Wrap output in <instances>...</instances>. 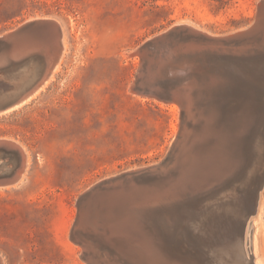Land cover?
<instances>
[{
    "label": "rangeland",
    "instance_id": "obj_1",
    "mask_svg": "<svg viewBox=\"0 0 264 264\" xmlns=\"http://www.w3.org/2000/svg\"><path fill=\"white\" fill-rule=\"evenodd\" d=\"M258 1L0 0V36L40 18L62 25L65 38L55 78L0 116V139L17 141L28 154L23 180L0 188L3 264H89L71 237L79 196L163 161L180 129L178 104L130 91L141 64L132 54L177 24L212 35L243 29ZM250 223L247 250L252 246L254 263L264 264V191Z\"/></svg>",
    "mask_w": 264,
    "mask_h": 264
},
{
    "label": "water",
    "instance_id": "obj_2",
    "mask_svg": "<svg viewBox=\"0 0 264 264\" xmlns=\"http://www.w3.org/2000/svg\"><path fill=\"white\" fill-rule=\"evenodd\" d=\"M49 23L50 20L36 18L0 36V57L6 58L0 65V116L24 106L41 91V85L49 74H46L43 55L33 52L17 61L9 50L16 42L31 40L30 36L47 35L45 27L50 26ZM203 41L211 46L226 48V53L232 54L225 55V52L219 50L221 56L209 54L205 61L202 58L204 52H180V43L196 45ZM236 48L240 52L233 51ZM132 55L138 56L141 64L130 91L165 103L178 104L181 108L180 129L163 161L104 179L79 196L76 201L78 213L71 237L84 248L83 258L89 264H137L125 249H120L124 245L120 243L122 238L119 233H115V241L112 243L90 236L83 223L84 214L90 208V203L102 194L132 187L134 184L154 185L159 179L170 178L166 172L172 170L170 165L185 137V127L190 122L189 106L185 98L178 95L176 88L189 75L199 71L202 76V72H220L218 77L222 78L221 83L209 89L206 86L198 94L199 97L196 96L193 109L201 107L200 104L204 105L202 118L210 124V133L220 134L213 151H209V141L203 154L204 159H208L212 153L215 156H220L219 153L227 156L222 149L228 150L230 158L223 169L229 170L227 178L210 188V193L204 191V195H200L206 200L210 197L219 198L222 203L230 200L234 191H239L249 199L245 205V220H248L256 212L264 189V0L258 1L255 19L243 29L212 35L188 24H177L141 45ZM214 61L219 66L217 64L212 67ZM207 62L212 63V66ZM203 68L206 70L202 71ZM15 142L0 140V188L15 186L23 180L19 182L18 169L23 164L20 147H15ZM15 179L16 184L13 183ZM187 197L185 204L195 199L190 194ZM182 210L173 209L172 215L162 212L161 208L148 210L136 219L134 240L130 238L128 241H135L136 238L139 240L140 236L146 240L154 237L153 247H158L166 259L180 260L181 264H212L200 254L190 232L182 229L181 223L174 219L176 217L180 221L186 213L185 209ZM214 246L217 248L219 244Z\"/></svg>",
    "mask_w": 264,
    "mask_h": 264
},
{
    "label": "bare ground",
    "instance_id": "obj_3",
    "mask_svg": "<svg viewBox=\"0 0 264 264\" xmlns=\"http://www.w3.org/2000/svg\"><path fill=\"white\" fill-rule=\"evenodd\" d=\"M44 20H50V26L45 27V34L47 35L36 34V36L33 34L35 36H30L31 40L26 39L19 43L16 42L9 50L10 55L17 61H21L23 57L33 52L37 53L35 51L43 53L46 62V74L48 72L49 74L41 85V91L55 78L61 68L62 56L65 50L62 25L52 19ZM169 30L170 28L166 31ZM198 30L208 33L201 29ZM163 32L159 34H163ZM159 34L147 39L144 43L152 41ZM208 44L207 41L199 42L196 45L190 43L181 45L180 43L179 49L180 52L183 50L187 54L204 52L202 58L205 61L206 56L209 54L215 53V55L221 56L219 50L225 52V55L232 54L226 53V50H228L226 48ZM205 51H208V53ZM233 51L240 52V49L236 48ZM142 56L144 57V54ZM5 59L4 56L0 57V65L5 62ZM207 63L205 65L210 64L212 66V63ZM217 64L215 62L212 67ZM211 66L208 67L211 68ZM204 70L206 68L202 69V71ZM200 72L187 76L176 88L178 95L184 97L189 106L190 122L185 127V137H183L182 144L170 165L172 170L166 172V175L170 178L159 179L154 185L134 184L132 187L116 189L110 193L102 194L90 203V208L84 214L83 223L90 236L112 243L115 241L113 239L115 233H119L122 238L120 243L124 245L120 249H125L133 262H137V264H181L180 260L166 259L160 253L158 247H153L154 237L146 240L145 237L141 238L140 236L139 240L135 237V241H128L130 238L134 240L133 232L136 219L148 210L157 208H161L162 212H168L170 215H172L173 209L174 211L175 209L177 211L185 209L186 213L180 221L176 217L174 219L181 223L182 229L184 228L190 232L200 250V254H203L212 264H258L254 263L252 246L250 251L247 250L251 233V216L248 220H245L247 217L245 205L248 203V197L241 195L239 191H234L230 200L220 203L219 198L210 197L206 200L200 195L204 191L209 192L210 188L227 178L229 170L225 171V169L223 171V169L230 159L228 150L224 149L222 151L227 156L223 153H219L220 156H215V153H212L208 159H204L203 154L206 152L209 141H211L209 151H213L220 134L210 133V124L202 118L205 113L204 105L200 104L201 107L196 106V110L193 109V105L196 96L199 97L198 94L204 91L206 86L209 89L212 88V85H219L222 78L218 77L220 75L219 71L202 72L204 77ZM3 140L15 142V140L10 139ZM16 142L14 146L20 147L21 162L23 164L18 169L20 182L23 172H26L28 154L24 147ZM16 181L15 179L13 183L16 184ZM263 191L264 189L260 194L256 212L261 203ZM187 192L195 199L185 204L184 202L188 201ZM190 204L192 207H190ZM216 243L219 244L217 248L214 246ZM126 244L129 245L126 247ZM3 263L4 261L0 260V264Z\"/></svg>",
    "mask_w": 264,
    "mask_h": 264
}]
</instances>
